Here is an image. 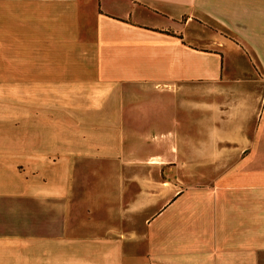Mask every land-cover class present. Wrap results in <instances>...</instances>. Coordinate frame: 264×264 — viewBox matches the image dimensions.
Listing matches in <instances>:
<instances>
[{
  "label": "crops",
  "instance_id": "1",
  "mask_svg": "<svg viewBox=\"0 0 264 264\" xmlns=\"http://www.w3.org/2000/svg\"><path fill=\"white\" fill-rule=\"evenodd\" d=\"M77 46L87 54L72 56ZM31 77H70L71 94L83 83L85 109L104 111L97 118L116 127L118 174L124 173L119 236L110 244L95 234L100 228L108 234L103 222L70 223L77 216L71 187L78 148L85 158L104 157L100 150L94 155L92 140L1 136L9 143L2 146L6 155L17 143L22 152L18 165L0 159L3 264L15 254L20 264H31V257L34 264H264V0H0V79H22L24 94ZM195 84L197 101L181 105L179 89ZM111 96L114 102L106 100ZM20 105L28 120L29 103ZM72 107L77 103L63 109ZM181 119L196 121L190 132L198 173L212 164L221 168L212 181L175 190L167 173L181 163L187 173ZM49 141L53 155L42 144ZM49 157L52 179L44 167ZM63 159L72 166L62 168ZM127 215L136 229L142 222L145 228L131 246L124 239ZM83 226L86 236L77 233ZM140 237L146 248L138 250Z\"/></svg>",
  "mask_w": 264,
  "mask_h": 264
},
{
  "label": "rangeland",
  "instance_id": "2",
  "mask_svg": "<svg viewBox=\"0 0 264 264\" xmlns=\"http://www.w3.org/2000/svg\"><path fill=\"white\" fill-rule=\"evenodd\" d=\"M89 30V31H88ZM88 33L90 32V28L87 29ZM94 31V29H92ZM91 31V33H93ZM80 31L81 39L85 38L84 33ZM83 37V38H82ZM80 38V37H79ZM93 37L87 38V40H84L86 42H90ZM81 46V45H79ZM85 48V47H84ZM70 52L72 56H75V53H81L83 56L86 55L85 49L83 47H72L70 48ZM88 50L89 47H88ZM91 52V51H90ZM88 62H90V59H92L91 55H88ZM83 68H85V65L88 66V63L83 60ZM33 65V63H32ZM92 65V64H89ZM47 67L53 69L54 63L52 61H49L47 64ZM32 68V66H31ZM67 70H69L67 68ZM22 79H10V81L7 83L6 79H0V137L1 136H8V137H17L22 133H28L31 134H44L45 138L49 140H53L55 135L61 136L63 139V142L65 144V141L68 142L69 135L74 136L76 134V137L85 141L86 138H89L93 141V149H94V155L96 153L100 154L102 151H104L103 154L104 157H96L93 158H85L81 155L82 148L79 147L77 157L78 159L75 161L74 164H76V171L73 176V186L72 188V194L73 195L72 202H73V208L76 210V215H74V218H71V224L72 226L77 225L78 223L83 225V223L86 220L93 221V223L97 224V226L101 225V222H103V225H105L107 228H109L108 234L105 232L98 230L95 232V234H100L99 236H108L105 239L109 240V243H114L118 239V216H117V198H118V182L120 179L123 180L124 173L119 175L120 167L118 165V158L116 156L117 153V132L116 127L114 125H106L103 124L101 118H97L96 115L104 112L100 110H94L93 114L88 113L89 111L85 109V97L86 94L84 92V88H82L84 85L83 83H80L77 88H74V92L71 94L69 83L71 81L70 77H59V78H30L29 86H28V92L22 93L21 92V83ZM6 82V83H5ZM99 99L95 96L94 102L98 101ZM106 100L114 102L116 100L115 97H108ZM73 101L77 103V109L75 107H72V110L70 109H63L65 106H69V103ZM179 101L180 104H184L185 102L189 101L190 103L195 104L197 101V86L195 85H186L179 89ZM26 102L29 103V119L27 120V111H23V108L21 107V103ZM196 107V106H195ZM24 112V113H23ZM108 112V111H107ZM115 112V111H112ZM98 113V114H97ZM109 113V112H108ZM196 113V111H194ZM22 118H24L22 120ZM115 115L113 113L111 114V120H115ZM196 121H189L186 119L184 122L181 119L180 122V141L179 146L180 150L185 151L187 154L185 159V167L187 169V173H184L181 171L183 168V163L179 164V169H176L172 173H167L168 177L173 176L174 182L176 184L175 190H178L180 187L183 188L184 186L189 185H196L199 183H202L204 180L206 181H212L213 178L219 173L220 166L210 165L208 169L202 168V170L205 171V175L202 173L199 174L198 172V165H197V158H196V151H197V142H196ZM190 129L194 132H190ZM193 133V136L189 135ZM88 139V140H89ZM34 141H31L28 143L30 153H37V147H33L34 145H37V143H33ZM53 141L42 143L45 144V148L47 150V155H53ZM8 142H1L0 141V159H3L2 156L6 157L5 162H9L10 159L13 161L15 165L21 164V147L20 143H17V147L9 150L8 153L11 155L8 156L5 154V151H7V148L2 146H7ZM11 144V143H10ZM15 144V143H14ZM34 144V145H33ZM50 144V145H49ZM50 146L47 148V146ZM42 150V148H40ZM98 150H100L98 152ZM85 152V150H84ZM88 152V151H87ZM90 153V152H88ZM188 153L190 154V157H188ZM82 156V157H81ZM104 158V159H103ZM37 160V158H35ZM53 157L46 158V164L45 169L49 170V173H47L46 177L47 179H52L54 177L53 173H50L53 168ZM212 163V162H211ZM1 164V163H0ZM63 165V166H62ZM72 166V160H61V167L64 168L66 166ZM88 165V172L87 166ZM37 163L34 162L31 165V170H34L37 168ZM86 167V169H85ZM104 167V168H102ZM67 168V167H66ZM103 169V170H102ZM86 172V174H84ZM140 174V173H139ZM147 174V173H146ZM61 175H66V173H61ZM68 175V174H67ZM132 173H127L125 176L130 181V178H132ZM141 176H145V173H143ZM165 176V174H164ZM39 177V176H38ZM22 178L21 176L19 179ZM65 179V176H63ZM127 180V181H128ZM68 182H66L67 184ZM66 184L65 180L62 181L63 190H66ZM104 185H107L106 188L102 190V187ZM74 191V193H73ZM105 199V202L107 203L109 201L110 207L114 208L115 211L113 214H106L104 210V203L103 206L102 200ZM99 200L96 201V200ZM87 201V203L85 201ZM128 200V199H127ZM85 203H84V202ZM84 203V204H83ZM99 203V205H98ZM107 206V204L105 205ZM89 207V212L86 211V208ZM98 214L108 215V217H105L102 219H97L99 221L94 220L93 218H97ZM126 220L123 223V228H125V236L124 239L127 242V245L130 246L133 244L130 242V240H135V236H139L138 234H144L145 228L143 222L141 223L140 227L136 229V226L134 224V216H128L125 218ZM147 227V226H146ZM85 229L83 228L77 229V233L83 234ZM136 232L138 234H136ZM104 234V235H103ZM77 235V234H76ZM123 238V236H122ZM88 239L83 238L79 239V241H86ZM139 241L136 244V249L140 246L141 248H146L145 242L143 239L137 238ZM143 241V242H142ZM68 243V242H66ZM63 243V244H66ZM116 245V243L114 244ZM139 250V249H138ZM33 256V255H31ZM10 257L8 256V259ZM6 259L5 256H0V264H3L4 262L2 260ZM139 260H144L143 256L140 255L138 257ZM32 261H34L31 257V264H34ZM6 263V262H5ZM20 255L15 254L13 261H8V264H20Z\"/></svg>",
  "mask_w": 264,
  "mask_h": 264
}]
</instances>
